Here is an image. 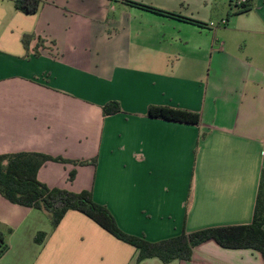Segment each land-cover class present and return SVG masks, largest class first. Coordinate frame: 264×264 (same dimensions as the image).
Listing matches in <instances>:
<instances>
[{"label":"crops","instance_id":"obj_1","mask_svg":"<svg viewBox=\"0 0 264 264\" xmlns=\"http://www.w3.org/2000/svg\"><path fill=\"white\" fill-rule=\"evenodd\" d=\"M14 1L0 0V155L86 161L46 162L37 179L90 193L121 231L150 242L252 222L264 170V0H247V12L237 0H40L30 15ZM109 103L120 112L104 115ZM149 106L199 113L200 124L149 118ZM7 230L0 264H136L132 246L76 211L53 230L47 213L0 195ZM169 264L264 263L207 241L190 262Z\"/></svg>","mask_w":264,"mask_h":264},{"label":"trees","instance_id":"obj_2","mask_svg":"<svg viewBox=\"0 0 264 264\" xmlns=\"http://www.w3.org/2000/svg\"><path fill=\"white\" fill-rule=\"evenodd\" d=\"M128 3L145 8L153 13L166 14L159 9L142 4ZM40 0H15V8L23 14H35L38 11ZM239 12H247V4L237 6ZM32 34L21 37V43L26 51L29 50ZM36 46L35 50L37 49ZM38 55L37 50L34 56ZM114 107H113V106ZM104 115L120 112L117 103H109L103 108ZM147 117L165 121L199 126L200 115L183 109H172L161 106H149ZM72 163L84 165L86 161H69L59 157H51L42 153L18 152L0 155V195L12 204L39 210L47 213L50 218L51 228L54 230L66 212H79L115 239L132 246L136 250V264L147 259H158L163 264L173 261L190 262L193 249L207 241H214L218 246L231 250H252L259 253L264 263V170L260 173L257 195L253 211L252 222L248 225L225 226L207 228L187 233L184 229L174 237L150 242L144 238L124 233L117 226L110 212L96 204L90 193L83 191L71 193L61 189H49L37 179L38 170L46 162ZM95 163L94 161H91ZM71 178V177H70ZM0 232V257L8 250L5 234ZM44 233H38L34 241L41 244Z\"/></svg>","mask_w":264,"mask_h":264},{"label":"built area","instance_id":"obj_3","mask_svg":"<svg viewBox=\"0 0 264 264\" xmlns=\"http://www.w3.org/2000/svg\"><path fill=\"white\" fill-rule=\"evenodd\" d=\"M246 3H247V0H237L235 4L236 6H241V5H245ZM222 24H225V21H222Z\"/></svg>","mask_w":264,"mask_h":264}]
</instances>
